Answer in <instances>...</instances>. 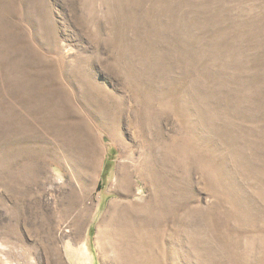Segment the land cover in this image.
I'll return each instance as SVG.
<instances>
[{"label": "rangeland", "instance_id": "374dc122", "mask_svg": "<svg viewBox=\"0 0 264 264\" xmlns=\"http://www.w3.org/2000/svg\"><path fill=\"white\" fill-rule=\"evenodd\" d=\"M0 264H264V0H0Z\"/></svg>", "mask_w": 264, "mask_h": 264}]
</instances>
